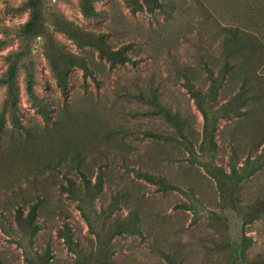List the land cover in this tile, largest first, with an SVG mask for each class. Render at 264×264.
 Here are the masks:
<instances>
[{
	"label": "rangeland",
	"instance_id": "obj_1",
	"mask_svg": "<svg viewBox=\"0 0 264 264\" xmlns=\"http://www.w3.org/2000/svg\"><path fill=\"white\" fill-rule=\"evenodd\" d=\"M40 1L37 28L26 32L30 0H0V262L83 264L57 234L68 223L85 250L93 244L87 264H113L79 199L62 189L68 174L89 211L117 195L114 214L136 210L144 222L141 235L114 238L115 264H167L163 251L185 264H264V165L225 192L205 167L228 171L233 148L240 165L264 146V0H92L99 15L84 14L81 0ZM225 63L230 71L211 103L227 115L210 150L185 80L207 90L205 66L218 73ZM137 169L193 195L162 192ZM101 170L102 191L81 195V172L94 184ZM37 202L40 229L18 225L17 209L25 217Z\"/></svg>",
	"mask_w": 264,
	"mask_h": 264
},
{
	"label": "trees",
	"instance_id": "obj_2",
	"mask_svg": "<svg viewBox=\"0 0 264 264\" xmlns=\"http://www.w3.org/2000/svg\"><path fill=\"white\" fill-rule=\"evenodd\" d=\"M40 0H30L31 13L28 21L24 23V31L32 32L37 28L39 12H40ZM80 7L84 14L86 15H99L98 11L93 5L92 0H81ZM104 52L113 60H118L120 62L130 61L131 58L122 52V50H111L105 49ZM229 64H224L222 70L218 73H214L212 66H205L206 77L210 81V84L207 90L202 89L201 87H197L192 81H190L187 76L185 80V85L190 92L191 96L194 98L195 103L199 111L203 116V128H202V142L207 143V147L210 150H214L216 147V143L214 140L215 127L219 122L220 117L226 116V110L221 106L217 108H213L212 101L215 99L217 94V86L220 80H224L225 71H230ZM83 70L85 74H91L90 69L86 64H83ZM220 75V76H219ZM59 83L64 85V77L59 76ZM210 101H206V99ZM157 106L160 109L161 115L164 117L165 121L169 124L174 123L177 127V131L179 136L182 138V143L184 144L186 150L188 151L190 157H195L196 151L193 149L191 141L188 139L183 129L180 127L179 122H175L176 117L172 114V111L166 107V105L162 103H157ZM160 137L164 139H174V136L169 133H163ZM254 152L248 154L244 159L242 164H238L235 162L234 158L236 156L235 148L232 150V156L230 159L229 170L225 171L223 168L219 166H214L212 168L205 166L206 171L215 179L217 187L225 192L232 191L238 181L243 180L252 174H254L257 170H259L264 165V146L258 150V147L255 146ZM138 177H142L147 181L156 184L162 192L177 190L185 195H193L191 188L184 189L179 184L172 182L167 179L161 173H153L147 169H137L135 170ZM81 178L83 181V185L78 188V191L81 195L87 194L91 189L95 191L94 193H100L103 188V171L99 172L97 180L94 184H91L90 180L86 177L84 172H81ZM66 184H61L63 190L68 191L74 195L78 200L77 207L81 212V216L84 218L87 223L89 230L94 234L95 243L99 245H104L106 252L102 254L106 259L115 264V260L111 254L113 247V240L118 235L123 234H142L143 221L140 218L139 214L136 210H130L128 214H114L115 209L119 204V197L114 195L111 197L109 202L105 207H102L99 212L96 211L95 208L92 207V198L89 200L90 203V211L89 205L85 206L86 203L84 199L76 195L74 192L76 187L74 185V181L72 177L68 174H65ZM196 200V199H195ZM182 208H194V202H182L180 205ZM40 207V203L33 204L29 210L27 216H23L20 209H17L16 217L17 224L20 226H28L32 227L34 230L40 229V226L35 224L34 221L37 215V209ZM213 213V212H212ZM114 214V215H113ZM97 221L99 224L97 225ZM58 236L63 239L67 248L76 256L79 257L80 262L83 264H87L90 262L91 255L94 253L93 244H91V248L89 251L85 250L81 243L74 238V234L71 226L68 223H64L62 227L58 229ZM93 239V240H94ZM92 242V241H91ZM110 254V255H109ZM162 255L167 261V264H185L183 257L177 251H163ZM0 264H3L0 262Z\"/></svg>",
	"mask_w": 264,
	"mask_h": 264
}]
</instances>
